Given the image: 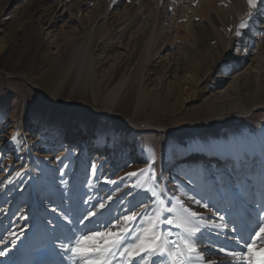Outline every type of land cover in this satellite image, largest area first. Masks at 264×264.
Instances as JSON below:
<instances>
[{
	"label": "rangeland",
	"instance_id": "1",
	"mask_svg": "<svg viewBox=\"0 0 264 264\" xmlns=\"http://www.w3.org/2000/svg\"><path fill=\"white\" fill-rule=\"evenodd\" d=\"M89 1L0 0V224L29 231L35 214L61 221L60 205L79 203L78 216L95 212L99 219L79 225L84 230L74 229L71 238L126 226L130 243L157 211L159 231L176 237L180 229L165 221L189 209L202 221L192 239L203 259L193 257L192 264L237 260L228 255L235 252L230 247H218L216 237L226 226H212L221 225L212 210L217 199L229 207H250L241 189L233 193L226 185L225 176L237 172L239 164L245 172L261 167L264 173V72H259L264 49L253 37L264 6L252 9L250 26L237 35L242 19L233 0H121L108 20L96 22L105 27L92 48L101 61V80L110 79V88L125 80L120 100L128 108L110 110L111 118L100 120L95 111L104 107L97 97L84 104L78 89L71 96L68 87L58 99H71L72 107L63 110L53 102L56 88L50 82L68 58L69 39L84 38L106 0L91 6ZM36 35L44 44L35 58L34 50L24 49ZM249 41L253 50L244 61L237 46ZM240 113L248 116L230 119ZM121 120L128 126L122 133L115 126ZM130 121L151 127L134 129ZM204 123L203 130L195 129ZM161 128L171 133L163 137ZM27 139L29 151L23 149ZM33 178L43 181L37 195ZM257 179L264 177L257 174ZM132 213L137 219L125 225L123 218ZM71 214L67 218L75 217ZM262 217L255 232L264 226ZM26 234L15 231L9 249L20 248ZM254 238L253 251L264 249V233ZM131 264L169 261L141 253Z\"/></svg>",
	"mask_w": 264,
	"mask_h": 264
},
{
	"label": "bare ground",
	"instance_id": "2",
	"mask_svg": "<svg viewBox=\"0 0 264 264\" xmlns=\"http://www.w3.org/2000/svg\"><path fill=\"white\" fill-rule=\"evenodd\" d=\"M93 1L95 0H90L86 4L88 6H91ZM120 1L121 0H106L104 3V9L101 10L99 15L96 17V20H94V22H92L91 25L85 29L84 38L78 42H73L74 41L73 37L69 39V42L65 49V52L66 51L70 52L68 53V58H66L64 63L59 65V67L56 70L57 72L54 75V78L50 80V82L53 83L54 87L56 88L54 92L56 97L53 102H55L61 109L68 110V108L72 107L71 105L72 103L70 102L71 99H69L68 102L66 103L60 102V100L58 99L59 93L62 94V92L66 91L68 87L69 89H71L70 92L71 96H74L75 91L78 89V92L81 93L79 94V98L84 104H90L88 101L89 98L95 100L97 97V101H100L104 107V111L102 110L95 111L96 115L100 117V120L105 119L106 117L111 118L109 112L110 110H114L118 108H126V109L128 108L126 107L128 104L125 101L120 100L121 99L120 91L122 90L123 87L128 85H126L125 80L123 79L120 80L116 86L110 88L109 85L110 79L107 81H103L99 78V70H97V65L100 64L101 61L96 59L92 48V45H95L97 43L98 36L101 35L102 32H104L103 27H105V26L100 27L99 24H96V22L99 19L100 20L104 19L105 21L108 20L111 15V10L117 7ZM257 4L258 6L260 5L259 0H257ZM233 5L236 12V17L238 18L240 16L239 19H242L241 22L248 25L250 22V20H248L249 13L252 12V9L249 7L248 0H233ZM220 12L223 16L225 15L222 8ZM261 16H262L261 20L259 21L260 23L257 24V30L253 33L254 35L253 37H258L259 39L258 40L260 43L258 45L259 50L264 49L263 48L264 47V12ZM240 28H241L240 26L236 28L237 30L236 34L240 32ZM43 40L44 39L41 36L39 37L36 35L34 38L30 40V44L24 50L27 49L26 51H28V53L34 50L35 52L34 56L36 58L38 52H40L41 49L40 46L44 44ZM235 44L236 43L234 41V47H236ZM252 44L253 43L249 41V45L237 46V51L242 53L241 60L243 59L244 61H246L245 59H247L249 55L248 53L253 50V49L249 50ZM248 59L249 60L247 61L250 63V65H252L253 62L252 58L249 57ZM261 65L262 66L259 72L262 74L264 72V55L262 58ZM69 81L71 82L70 86H69ZM251 113L252 112L249 111L248 114ZM248 114L240 113L238 116H236V118H230V119L238 120L247 117ZM19 123L22 124L23 119L20 120ZM132 123L133 124L130 125V127L134 129L136 128L139 129L142 127L143 128L151 127V125H145L140 127L139 125H136L134 122ZM115 126L117 128V131H119L120 133L123 132V127H128L126 122L123 120L117 121ZM204 126L205 123L201 126H197V128L195 129L201 131L203 130ZM161 130L165 134L163 135V137H166V135L171 133L169 129L168 130H165L163 128L159 129V131ZM72 132H74L73 136L78 135L75 134V131ZM29 141L30 140L27 139V141H25V144L23 145L24 146L23 149L26 151H29L26 145V143H28ZM48 142L46 144H48ZM236 170L237 172H231V173L227 172L230 175H227L228 176L227 178L225 176V179H227L226 185L228 187V190L230 188V190L233 193H236L241 189L245 198L244 200L247 201L250 207L245 208V204L238 205L235 203L229 204L231 205L229 207L226 205V203L222 204V201L217 199L216 200L217 204L214 205L215 207L213 208L212 211L214 212L213 220L219 221L221 226L224 227L226 226L225 232L219 233V235H217L218 237H216L218 240L217 241L218 247H221L223 251H225L227 247H230L232 251L244 252L247 251L244 242L251 241L254 238L253 233L255 232L258 224L262 221L261 219L263 218L262 216L264 215V181H263L264 179L263 180L257 179V174H262L264 177V173L262 172L261 167H259L257 173L256 171L254 172L252 170L245 172L244 168H242V165L240 164ZM81 175H84L83 171H81ZM33 180H34V189H35L34 194L37 195V193H39V190L42 188L43 181L40 179L38 180L36 178H33ZM162 181L163 180H161V182ZM78 206L79 203H76L73 208L71 207L69 208L64 204H61L59 209L64 214L63 216L60 215L61 221L58 220L54 221L52 218L51 220L53 221H51L50 218H48L50 221L47 219L45 220L42 216H37L35 214V216L31 221L32 228L29 231H25L26 229L24 230L20 226H16V230H15L14 227L13 228L8 227V222L6 224L1 223L0 240H3L4 243L0 244V253H3V255H0V264H82L84 262L83 260H81L77 256H74L71 251L67 250L69 246V242L72 239L69 234L74 229L79 228V225H82L84 227L86 225L89 226L94 225V223L99 218L96 215L94 216L90 215L92 212L86 214L84 218L82 216H78L77 215ZM105 211H106L105 207L101 209V213ZM69 213H72L71 215H75V217L70 216L67 219H65V216L67 217V214ZM216 214H218L219 216L218 218ZM40 215H42V213H40ZM221 217H223V219H221ZM81 227L79 229H83ZM15 231L21 232L22 234L26 232L27 234L25 235L23 240L20 241L21 242L20 248H16V249L13 248V250H10L8 246L9 244L14 242V240H12L14 237L12 238L11 236L12 235L14 236ZM181 231L182 230L180 229L176 237L175 236L168 237V239L172 241H176L178 235L181 234ZM7 243H9L8 246ZM195 260L196 259H193V262ZM239 260L241 259L238 258L237 260H233L230 258H226V260L224 259L217 261L216 264H240Z\"/></svg>",
	"mask_w": 264,
	"mask_h": 264
},
{
	"label": "snow or ice",
	"instance_id": "3",
	"mask_svg": "<svg viewBox=\"0 0 264 264\" xmlns=\"http://www.w3.org/2000/svg\"><path fill=\"white\" fill-rule=\"evenodd\" d=\"M248 4L251 9H255L257 7V0H248ZM260 4L264 6V0H260ZM251 15L249 13V16ZM240 27L244 28L246 24L242 22ZM239 34L238 32L237 35ZM129 175L134 176L137 174L129 173ZM153 195H156L155 191H153ZM160 203L163 205L164 201L161 200ZM99 207L103 209L105 205L101 203ZM203 207L207 208L208 206L205 204ZM184 211L187 215L177 216L165 221L167 224L174 225L176 228L182 230V234L178 235L176 241L168 239L171 233L165 235L159 231L161 212L157 211L154 216L147 218V227L137 230L138 234L130 243L127 242L126 238L131 230L125 226L117 231H113V228H107L103 233L91 232L78 238L74 237L70 240L67 250L83 260L84 264H112L117 257L123 258L121 264H125V262L126 264H131V258L133 256H141V253H147L149 256H167L169 264H192L193 257L203 259L196 247L195 241L192 239L200 232L202 221L198 223L193 219L199 217V213L189 209H185ZM90 215L94 216L96 213L92 212ZM136 219L135 213L123 218L125 225ZM119 224L120 221L118 220L113 227H117ZM212 226L221 227V225L214 223ZM261 233H264V226H261L254 235L259 237ZM255 242V239L244 242L247 252H230L228 255L247 259V264H264V249L254 252L252 245ZM92 254H95V256ZM0 255H3V253H0ZM210 264H214V262H210Z\"/></svg>",
	"mask_w": 264,
	"mask_h": 264
}]
</instances>
